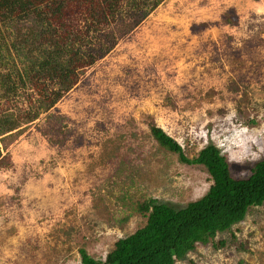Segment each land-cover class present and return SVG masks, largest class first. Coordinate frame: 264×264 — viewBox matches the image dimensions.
Wrapping results in <instances>:
<instances>
[{
    "label": "rangeland",
    "instance_id": "1",
    "mask_svg": "<svg viewBox=\"0 0 264 264\" xmlns=\"http://www.w3.org/2000/svg\"><path fill=\"white\" fill-rule=\"evenodd\" d=\"M78 4L63 23L95 48L106 35L116 44L0 137V264H82L83 247L105 259L147 222L140 203L201 198L207 169L162 147L152 122L191 158L216 144L236 177L264 156V0H163L138 23L130 11L102 24ZM4 91L0 112L31 110L28 92ZM176 264H264V204Z\"/></svg>",
    "mask_w": 264,
    "mask_h": 264
},
{
    "label": "trees",
    "instance_id": "2",
    "mask_svg": "<svg viewBox=\"0 0 264 264\" xmlns=\"http://www.w3.org/2000/svg\"><path fill=\"white\" fill-rule=\"evenodd\" d=\"M73 1L0 0V87L5 89V97L28 92L26 97L32 107L28 111L19 109V113L9 108L0 112V137L53 107L77 83L83 68L95 63L116 44L114 37L112 40L106 35L101 37V48H95L89 30L72 29L64 24ZM78 1L77 12L84 15L85 23L98 18L97 23L102 24L130 11L138 23L163 0ZM125 7L131 10L124 12ZM4 65L10 70L7 67L3 71ZM150 129L158 143L177 153L181 162L203 165L212 178L210 188L201 198L182 207L157 198L145 200L138 206L147 215L145 225L119 238L105 259L80 248L82 264H176L197 244L212 242L218 232L230 230L254 206L264 204V156L254 163L248 177H236L228 158L216 144L209 143L191 158L156 123L152 122Z\"/></svg>",
    "mask_w": 264,
    "mask_h": 264
}]
</instances>
